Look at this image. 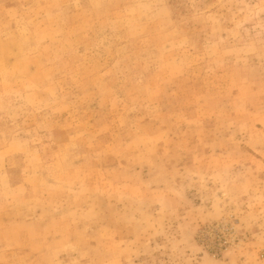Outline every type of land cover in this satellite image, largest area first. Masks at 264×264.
I'll list each match as a JSON object with an SVG mask.
<instances>
[{
  "label": "rangeland",
  "instance_id": "1",
  "mask_svg": "<svg viewBox=\"0 0 264 264\" xmlns=\"http://www.w3.org/2000/svg\"><path fill=\"white\" fill-rule=\"evenodd\" d=\"M0 264H264V0H0Z\"/></svg>",
  "mask_w": 264,
  "mask_h": 264
}]
</instances>
